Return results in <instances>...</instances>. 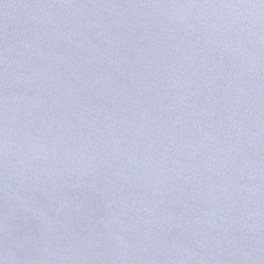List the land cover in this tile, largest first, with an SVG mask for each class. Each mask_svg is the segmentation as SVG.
I'll return each mask as SVG.
<instances>
[{
    "label": "water",
    "instance_id": "obj_1",
    "mask_svg": "<svg viewBox=\"0 0 264 264\" xmlns=\"http://www.w3.org/2000/svg\"><path fill=\"white\" fill-rule=\"evenodd\" d=\"M0 264H264V0H0Z\"/></svg>",
    "mask_w": 264,
    "mask_h": 264
}]
</instances>
